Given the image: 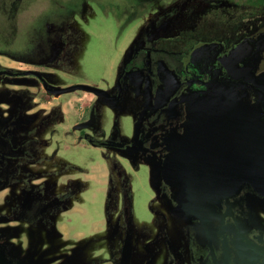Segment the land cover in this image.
Listing matches in <instances>:
<instances>
[{"label":"rangeland","instance_id":"1","mask_svg":"<svg viewBox=\"0 0 264 264\" xmlns=\"http://www.w3.org/2000/svg\"><path fill=\"white\" fill-rule=\"evenodd\" d=\"M123 1L2 0L0 69L26 73H0V264H264V200L231 194L220 212L192 191L187 147L205 157L207 129L182 132L179 159L160 167L108 144L134 143L144 98L173 86L166 70L193 46L238 41L264 27V9ZM136 51L128 69L146 76L133 86L123 70ZM33 72L49 89L87 84L115 98L52 93Z\"/></svg>","mask_w":264,"mask_h":264},{"label":"flooded vegetation","instance_id":"2","mask_svg":"<svg viewBox=\"0 0 264 264\" xmlns=\"http://www.w3.org/2000/svg\"><path fill=\"white\" fill-rule=\"evenodd\" d=\"M137 54L130 56L123 70L131 84L137 72L140 81L146 76L144 66L136 72L128 69ZM186 57L177 70H166L173 76V86L163 85L158 94L144 98L147 116L139 120L134 143L121 144L125 149L117 146L120 143L111 142L112 146L146 154L160 167L179 159L172 153L181 154L182 132L207 129V137L213 139L206 143L205 157H195L198 146L187 147L192 154L188 157L186 152L192 191L207 197L206 206L220 212L224 207L218 198L227 204L231 194L251 191L264 200V94L249 81L254 77L264 83V27L245 32L226 46H193ZM12 72L0 69L6 75ZM262 203L256 205L264 207Z\"/></svg>","mask_w":264,"mask_h":264},{"label":"water","instance_id":"3","mask_svg":"<svg viewBox=\"0 0 264 264\" xmlns=\"http://www.w3.org/2000/svg\"><path fill=\"white\" fill-rule=\"evenodd\" d=\"M236 49H237V47H236ZM23 73H26V72H23ZM34 74L41 78V81L43 83L44 88L49 90L52 93L64 94V93H68V92L81 90V91L90 92V93H92V94H94L96 96L107 98L109 100H113L115 98V96L110 94L109 92H107V91H105L103 89L91 86V85H87V84H72L70 86L63 87V88L49 89L48 86L46 85L44 79L40 76V74L36 73V72ZM249 81L251 83H253L254 86L256 88H258L264 94V83L263 82L257 81L254 77H251V79ZM93 124H94V118L91 117L90 119L77 124L75 126V129L89 128ZM108 144L112 146L111 143H108ZM117 146L120 147L121 149H125L126 148L125 145H121V144H118Z\"/></svg>","mask_w":264,"mask_h":264},{"label":"trees","instance_id":"4","mask_svg":"<svg viewBox=\"0 0 264 264\" xmlns=\"http://www.w3.org/2000/svg\"><path fill=\"white\" fill-rule=\"evenodd\" d=\"M130 1L124 0L123 2L125 4H129L131 6H134V9H136L135 6L138 5L137 0H132V4H130ZM239 1L243 2L244 5H246L247 7H250V8L255 9V10H260V9L263 10L264 9V0H239ZM120 3L121 2H119V4L108 2L106 4H101V7L104 10H109V11H112L113 13H116L119 9H122V6ZM149 4H150V2L146 3L145 5H149ZM1 6H2V0H0V7ZM141 11L142 10H137V12H136L137 17H139V16H141V14H143ZM14 59H20V60H25V61L32 60V59H28V58H17L16 56ZM12 73H13L12 76H20L23 74V72H14V71ZM6 127H8V124L1 123V121H0V130H4Z\"/></svg>","mask_w":264,"mask_h":264}]
</instances>
